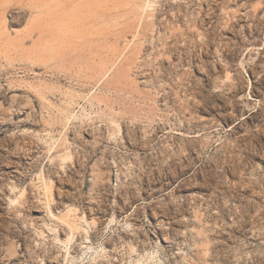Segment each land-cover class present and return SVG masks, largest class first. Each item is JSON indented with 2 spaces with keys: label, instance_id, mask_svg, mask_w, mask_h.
Returning a JSON list of instances; mask_svg holds the SVG:
<instances>
[{
  "label": "rangeland",
  "instance_id": "obj_1",
  "mask_svg": "<svg viewBox=\"0 0 264 264\" xmlns=\"http://www.w3.org/2000/svg\"><path fill=\"white\" fill-rule=\"evenodd\" d=\"M0 264H264V0H0Z\"/></svg>",
  "mask_w": 264,
  "mask_h": 264
}]
</instances>
